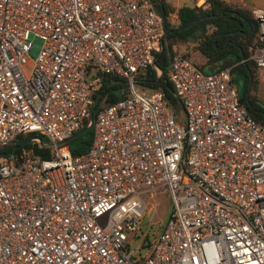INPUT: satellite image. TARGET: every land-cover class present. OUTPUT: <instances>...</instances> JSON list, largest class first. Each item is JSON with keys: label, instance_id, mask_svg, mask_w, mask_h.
<instances>
[{"label": "built area", "instance_id": "1", "mask_svg": "<svg viewBox=\"0 0 264 264\" xmlns=\"http://www.w3.org/2000/svg\"><path fill=\"white\" fill-rule=\"evenodd\" d=\"M249 12L247 59L263 69L264 8ZM163 33L150 0H0V145L31 135L0 154V264H264V124L239 101L232 66L204 72L175 53L179 118L160 88L141 92L146 70L161 74ZM102 74L125 93L93 116ZM83 124L90 143L72 155ZM158 190L170 209L146 244L155 209L143 196Z\"/></svg>", "mask_w": 264, "mask_h": 264}, {"label": "trees", "instance_id": "2", "mask_svg": "<svg viewBox=\"0 0 264 264\" xmlns=\"http://www.w3.org/2000/svg\"><path fill=\"white\" fill-rule=\"evenodd\" d=\"M150 1L158 12V5L155 1ZM161 4L165 17L166 29L172 30L165 34L161 42L160 50L155 53V65L161 70L163 79L156 77L154 71L148 69L142 75L139 85L149 90L160 88L169 107H179L180 103L174 95L172 85L167 76L171 58L174 55L172 46L177 43H185L189 40H193L195 41L193 49L204 56L209 63H218V68L232 66V68L238 67L242 70L245 81L243 88L239 90V101L254 120L264 124V110L256 103L255 97L250 93L248 94L247 103H249V105H247L243 99V95L248 88V74L251 77L250 90L256 85L254 79L255 65L250 59H247L252 49L251 47L253 46L252 43L256 33V23L251 18L249 10L233 7L221 0H204L200 5L180 6L175 10L170 8L165 0H161ZM229 11H234L235 13ZM169 13L174 15L175 24H171L167 19ZM204 15H207V17L199 20L192 26L178 29ZM247 22L250 25L249 32ZM216 33L219 34L214 36ZM240 53H242L245 59L242 64L239 63L241 58ZM231 81L236 85L232 75ZM124 87L121 79L107 74L100 75L99 88L93 95V100L96 101L93 108V116L100 106L111 103L122 97L125 93ZM100 102H102V104H100ZM85 127V124H83L66 142L72 155L83 153L90 143L92 131L90 127ZM28 137L29 134L19 135L14 141L5 145H0V154L19 150L18 148L20 146L28 148V142L21 144L27 140ZM32 152L42 157L48 156L46 149L33 147Z\"/></svg>", "mask_w": 264, "mask_h": 264}, {"label": "rangeland", "instance_id": "3", "mask_svg": "<svg viewBox=\"0 0 264 264\" xmlns=\"http://www.w3.org/2000/svg\"><path fill=\"white\" fill-rule=\"evenodd\" d=\"M168 1H170L173 5L177 4V1H180V3L185 1L187 4H191L190 0H168ZM198 1L199 0H195V3L198 4ZM229 4L233 7L237 5L236 3L232 4L231 2ZM172 15L173 14H171L168 19L171 24H175L176 21H175L174 15L173 16ZM29 39L31 41V47L29 49L28 54L31 58H34L40 49L41 40L38 36H34V35H30ZM194 45H195V41L193 40H189L185 43H177L172 46V51L174 54L179 53V54H183L188 57H191L192 51H194L193 49ZM196 61H198L197 57H196ZM231 75L236 85H238V87L242 89L244 86V81H245L242 70L238 67H233L231 69ZM255 77L258 80V95L261 101H258L256 96H254V92H255L254 90H256L255 83H254L255 87L251 90L250 94L255 97L256 103L264 110V68L263 69L259 68L257 71H255L254 79ZM138 87H139V90L143 93H147L149 91L148 88H145L139 84H138ZM100 104H102V102H100ZM172 109L174 110L175 117L179 118L182 112L181 107L180 106L177 108L174 107ZM30 136L31 135H29V137ZM40 140L42 143H46V139L43 136H40ZM143 198L146 202L147 208L153 207L155 209V215L152 219V223L147 231L146 238H145V243L148 244V243H151L154 237V234L158 231V229L160 228V225L165 221L168 215L169 209H170V201H169L167 192L164 190H158L157 192H155L153 196L149 197L145 195L143 196ZM148 221H149V216L144 215L141 220L140 227L138 231L136 232V237H131V240L128 245V250H133L137 246L139 239L141 238ZM99 222H102V220H100ZM140 253L143 254L144 250L142 249Z\"/></svg>", "mask_w": 264, "mask_h": 264}, {"label": "crops", "instance_id": "4", "mask_svg": "<svg viewBox=\"0 0 264 264\" xmlns=\"http://www.w3.org/2000/svg\"><path fill=\"white\" fill-rule=\"evenodd\" d=\"M200 1V2H199ZM198 1V4L195 3V0H190L191 4H187L185 1L181 2L180 1H177V4L173 5L170 1L168 0H165L166 4L172 8V9H177L178 7L180 6H192L193 4L194 5H200L202 4V2L204 0H199ZM222 2L226 3V4H229L230 2L233 4V3H236L237 5L235 7H238V8H242V9H247L249 10L250 8H255V7H258V8H264V0H221ZM169 3V4H168ZM200 3V4H199ZM230 5V4H229ZM171 15V13H169L168 15V18L169 16ZM173 16V15H172ZM167 18V19H168ZM169 20V19H168ZM256 41H257V38H256V33H255V36H254V40H253V43H252V47L253 48L255 45H256ZM250 48V47H249ZM196 57L198 58V61H196ZM191 59V61L201 70V71H204V72H209V71H212L216 68H218V63H209L207 61V59L202 56L197 50H194L192 51V54H191V57H189ZM195 59V61H194ZM244 58L241 57L240 58V61L239 63H243L244 62ZM259 68H254V72L257 71ZM255 82H256V90H254V96H256L257 100L258 101H261L259 95H258V80L256 79L255 77ZM237 86V85H236ZM251 87V86H250ZM249 93H251V90L249 91ZM248 93V94H249Z\"/></svg>", "mask_w": 264, "mask_h": 264}, {"label": "water", "instance_id": "5", "mask_svg": "<svg viewBox=\"0 0 264 264\" xmlns=\"http://www.w3.org/2000/svg\"><path fill=\"white\" fill-rule=\"evenodd\" d=\"M153 1H155V3L158 5V12H159V15H160V17H161V19H162V23H163V27H164V33H163V37H164L165 34H166L167 32H170V31H172V30H170V29H166V26H165V17H164V13H163V9H162L161 0H153ZM229 12H233V13H235L234 11H229ZM211 15H212V16H215L214 14H211ZM205 17H207V15H204V16H202V17H198V18H196L194 21H192L191 23L186 24V25H184V26H181V27H179L178 29L188 28V27L192 26L193 24H195L196 22H198L199 20H201V19H203V18H205ZM247 24H248V32H249V31H250V25H249L248 22H247ZM248 32H247V33H248ZM228 33H230V32H228ZM217 34H219V33H216L214 36H216ZM240 57H243L242 53H240ZM159 78H160V79H163V75H162V73L160 74ZM248 78H249L248 88L246 89V91H245V93H244V95H243V99H244V101H245L246 103H247V97H248V93H249V91H250V85H251V77H250L249 74H248ZM239 90H240V88H239L238 85H237V91H238V93H239ZM247 105H249V103H247ZM85 128H88V127H85Z\"/></svg>", "mask_w": 264, "mask_h": 264}]
</instances>
